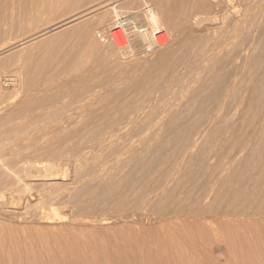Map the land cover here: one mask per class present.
<instances>
[{
    "label": "rangeland",
    "instance_id": "rangeland-1",
    "mask_svg": "<svg viewBox=\"0 0 264 264\" xmlns=\"http://www.w3.org/2000/svg\"><path fill=\"white\" fill-rule=\"evenodd\" d=\"M237 1L240 22L218 15L195 36L207 0H0V192L19 207L0 226L20 234L37 264H264V0ZM146 3L176 21L173 33L164 20L167 47L123 55L97 37ZM190 44L214 46L202 68L153 64ZM138 104L150 105L145 121L117 117ZM112 132L115 145L99 147ZM126 151L131 164L92 179ZM32 158L58 164L61 184L21 188L20 162ZM42 208L56 217L38 218Z\"/></svg>",
    "mask_w": 264,
    "mask_h": 264
},
{
    "label": "bare ground",
    "instance_id": "bare-ground-1",
    "mask_svg": "<svg viewBox=\"0 0 264 264\" xmlns=\"http://www.w3.org/2000/svg\"><path fill=\"white\" fill-rule=\"evenodd\" d=\"M208 3H209V6L211 8V11L210 13H206L208 16L206 15H196L193 17V22L194 23H200L198 24L197 26H190L191 28V32L192 34H195L196 35H199L200 32H202V28H208V29H213L214 27H217L215 25H218L216 23V20L217 19V16L218 15H223L224 17H228V16H232L231 19L233 22H240L242 20L241 16L238 15L236 13V10H235V7H236V2H238L237 0H207ZM149 4V3H148ZM151 5V4H150ZM114 6V5H112ZM144 6V5H143ZM142 6V7H143ZM152 6V5H151ZM244 6V5H243ZM142 7H140L139 9H141ZM153 7V6H152ZM238 8V7H237ZM236 8V9H237ZM92 9V8H91ZM139 9H135L133 10L132 12L128 13V14H132V19L130 20V22L128 23V31L131 35V45L128 46V47H124L123 48V45L126 43L125 39L119 37V36H116L117 37V45L113 42V44H115V46L117 47V49L121 52V54L123 55H129L130 53L129 52H133V53H141L143 51H150V50H153V49H164L165 47H167L169 44H170V40L167 36V32L165 30V25H164V20L167 21L165 23H167L168 27L170 28L169 30L170 31H174L176 32L179 28L177 27L176 25V21L173 22L172 19L171 20V17L170 19L168 18L169 16H166L165 13H163L162 15L159 14V12L153 7V11L152 13L150 14V16H141L140 13L138 10ZM248 10V9H247ZM169 11V10H168ZM129 12V11H128ZM120 13V12H119ZM241 13V11H240ZM138 14V15H137ZM127 15V14H126ZM137 15V16H136ZM242 15V14H241ZM163 16V17H162ZM164 18V19H163ZM220 19V18H219ZM225 19V18H224ZM245 19V18H244ZM69 21L67 22H64L62 23L60 26L62 25H65L66 23H68ZM113 22V21H112ZM192 22V24H193ZM222 22V20H221ZM244 22V21H242ZM226 24V23H224ZM233 24V23H232ZM221 25V23H220ZM236 25V24H235ZM179 26V25H178ZM181 26V25H180ZM179 26V27H180ZM230 26V24H229ZM227 26V28L229 27ZM220 27V26H219ZM223 27V25H222ZM253 27V26H252ZM184 27H182L181 29H183ZM188 28L187 30H189V26L186 27ZM157 29H163V33L159 35V45H157L154 40H153V37H152V32L153 30H157ZM217 29V28H216ZM238 29V28H237ZM224 30V29H223ZM233 30V29H232ZM185 30H183L184 32ZM206 31V30H205ZM212 31V30H211ZM226 31V29H225ZM190 32V30H189ZM191 32L189 35H191ZM209 32V31H208ZM213 32V31H212ZM227 32V31H226ZM187 34L184 36H187L188 35V32H186ZM204 33V31H203ZM207 33V32H206ZM210 33V32H209ZM208 33V34H209ZM229 34V33H228ZM227 34V35H228ZM117 35V34H116ZM206 35V34H205ZM230 35V34H229ZM228 35V36H229ZM201 36V35H200ZM203 36V35H202ZM207 36V35H206ZM216 36V35H215ZM189 37V36H188ZM224 37V36H223ZM187 38V37H186ZM184 40H182L181 44L182 45H185V41L186 39L183 38ZM215 39V38H214ZM226 39V38H225ZM196 40V39H195ZM222 40V39H221ZM220 40V41H221ZM231 40V39H230ZM197 41V40H196ZM195 43V42H193ZM187 44V43H186ZM182 45H180V47H182ZM195 45V44H194ZM194 45L190 44L186 47L185 51H184V55L182 57L178 56L179 54V47L177 49H174L172 51H169V52H163L161 54H159V56L153 61V64L155 65H160V66H165V65H170L172 63H174V61L177 60V66H178V71L180 72V74L184 75V74H188L189 72H191L193 69H200L202 68L205 64H207L208 62V59L210 58V55L212 54V48L214 47H211L210 49L206 50V51H202V50H195V47ZM216 49V47H215ZM233 49V48H231ZM183 52V51H182ZM215 52V51H214ZM129 53V54H128ZM149 53V52H148ZM209 56V57H208ZM241 56V55H240ZM214 57V56H212ZM211 57V58H212ZM236 57V56H235ZM211 60V59H209ZM246 60V59H245ZM248 64V63H247ZM176 66V67H177ZM169 67V66H168ZM173 67V66H172ZM211 67V66H210ZM161 68V67H160ZM165 68V67H164ZM192 69V70H191ZM204 69V68H203ZM159 70V68H158ZM191 70V71H190ZM200 71V70H199ZM158 72V71H157ZM202 72V71H201ZM219 73V72H218ZM178 74V73H177ZM179 74V75H180ZM181 75V76H182ZM176 76V75H175ZM172 77V76H171ZM238 77V76H237ZM182 79L180 76H178V80ZM190 81V80H189ZM196 81V80H195ZM177 82V81H176ZM208 82V81H207ZM211 82V81H210ZM193 83V82H192ZM229 83V82H228ZM163 84V83H162ZM177 84V83H176ZM179 84V82H178ZM233 83H230L227 85V88L225 89L224 91V94H220L222 97H221V105L225 104L228 100L226 98L229 97V94H228V90L230 89L231 85ZM243 84V83H242ZM171 85V84H170ZM172 86V85H171ZM207 87V86H206ZM258 89V88H257ZM162 91V90H161ZM145 94V93H144ZM190 94V93H189ZM228 96V97H227ZM157 98V97H155ZM149 99V98H148ZM157 100V99H156ZM155 100V101H156ZM197 100V99H196ZM210 100V99H209ZM255 100V99H254ZM125 103V102H123ZM122 103V104H123ZM137 104V103H135ZM146 104V103H145ZM149 104V103H148ZM147 105H136L134 106L133 105V108H130L128 106V108H130V110L126 109V110H123L121 112H118L120 111L119 108H118V113H117V117H119V119L121 118V120H124L125 122H127L128 124H130L131 122L133 123L134 121H138L141 119H144V121L146 120L145 118H147L149 116V112H148V106ZM258 104V102H257ZM121 106V104H119ZM118 105V107H119ZM129 105V104H128ZM253 107V106H252ZM171 108V107H170ZM115 109V108H114ZM121 109V108H120ZM165 111V110H164ZM167 111V110H166ZM169 111V110H168ZM151 112V111H150ZM177 112V111H176ZM240 113V112H239ZM94 114V113H93ZM113 114V113H112ZM151 114V113H150ZM116 115V114H115ZM175 115V114H174ZM174 115H170L168 112L164 113L163 114L161 113L160 117L161 118H165V117H168V116H174ZM216 115V113H215ZM113 117V116H112ZM152 117V116H151ZM156 117V116H155ZM104 119V118H103ZM118 119V118H117ZM171 119V118H170ZM175 119V118H174ZM155 120V119H154ZM113 121V120H112ZM143 121V120H142ZM175 121V120H174ZM130 122V123H129ZM188 122V121H187ZM142 123V122H141ZM157 123V122H156ZM206 123V122H205ZM222 123V122H221ZM161 125V124H160ZM168 125V124H167ZM227 125V124H226ZM127 126V125H126ZM202 126V125H201ZM103 127V126H102ZM107 127V126H106ZM183 127V126H182ZM84 128V127H83ZM164 129V128H163ZM84 130V129H82ZM97 130V128H96ZM141 130V129H140ZM86 131V130H85ZM113 131V130H112ZM121 131V130H119ZM126 131V130H125ZM138 131V130H137ZM145 131V130H144ZM81 132V131H80ZM96 132V131H95ZM98 132V131H97ZM117 132V131H116ZM203 132V131H202ZM123 133V132H122ZM187 133V132H186ZM215 133V132H214ZM227 133V132H226ZM84 134V133H83ZM97 134V133H96ZM183 134V133H181ZM198 134V133H197ZM241 134V133H239ZM105 135V134H104ZM121 135V134H120ZM144 135V134H143ZM184 135V134H183ZM199 135V134H198ZM78 138H79V135H77ZM76 136V137H77ZM82 136V135H81ZM100 136V134H99ZM99 136L97 137L98 139L102 138ZM118 136L117 133H110L108 134L105 138L103 137V140L100 142V144L98 145L99 147L101 148H107V147H112V144H114V141L116 139V137ZM259 136V135H258ZM50 137V136H49ZM73 137V135H72ZM71 138V137H70ZM74 138V137H73ZM71 138V139H73ZM180 138V137H179ZM34 139V138H33ZM69 139V137H68ZM74 139H77V138H74ZM118 139V138H117ZM181 139V138H180ZM67 140V139H66ZM65 140V141H66ZM70 141V140H69ZM191 141V140H190ZM227 141V140H226ZM229 141V140H228ZM258 141V140H257ZM67 142V141H66ZM64 142V143H66ZM117 143V142H116ZM131 143V142H130ZM141 143V142H140ZM188 143V142H187ZM128 144V143H127ZM126 144V145H127ZM176 144V143H175ZM17 145V144H16ZM115 145V144H114ZM124 145V144H123ZM121 145V146H123ZM130 145V144H129ZM133 146V145H132ZM131 146V147H132ZM114 147V146H113ZM117 147V146H116ZM126 147V146H124ZM182 147V146H181ZM186 147V146H185ZM221 147V146H220ZM136 148V147H135ZM148 148V147H147ZM224 148V147H223ZM82 149V148H81ZM90 149V148H89ZM121 149V148H120ZM57 150V149H56ZM59 150V149H58ZM65 150V149H64ZM86 150V149H85ZM88 150V149H87ZM124 148L121 150L123 151ZM19 151V150H18ZM84 151V150H83ZM90 151V150H89ZM185 151V150H184ZM75 152V151H74ZM93 152V151H92ZM148 152V151H147ZM88 153H91L88 152ZM87 153V154H88ZM118 154L116 155V164H114L112 167L111 166H101L102 168L99 167V170L98 172L96 171L95 175L93 176L92 179L96 180V179H100L102 178L109 170H111L112 168L115 167V165H127V164H131L129 162L132 161L133 157L132 155L129 153V151H126L124 153H120V152H117ZM3 154V153H2ZM132 154H135L132 153ZM254 154V153H253ZM90 155V154H89ZM88 155V157H89ZM230 155V154H229ZM46 156V155H45ZM54 156V154H53ZM86 156V154H85ZM84 156V157H85ZM70 157V156H69ZM49 158V157H48ZM83 158V156H82ZM28 159V158H26ZM47 159V158H46ZM60 159V157H59ZM73 161H74V158H72ZM84 159V158H83ZM58 160V159H57ZM78 162L80 161L79 159H77ZM250 160V159H249ZM49 161V160H47ZM46 161V162H47ZM53 161V160H52ZM64 161V159H63ZM71 161V160H70ZM5 162L3 160V158H1L0 156V167H5ZM50 162V161H49ZM45 163V164H38L37 161L33 158L32 160H26V161H21L20 162V165L23 169V175L20 174V175H17V176H23V177H17L16 181L18 182L17 184H19L21 186V188L25 185H28V183H31V182H40L41 184H48V185H59L61 184V180L57 177V175L59 176L58 172H57V167H58V164H57V167H55V163L52 164L51 163ZM67 162V161H66ZM72 162V161H71ZM101 162V161H100ZM41 163V162H40ZM43 163V162H42ZM70 163V162H68ZM77 163V162H75ZM113 163V162H112ZM126 163V164H124ZM18 164V163H17ZM73 164V163H72ZM80 164V163H78ZM11 165V164H10ZM19 165V164H18ZM66 165V164H65ZM69 165V164H68ZM67 165V166H68ZM77 165V164H76ZM162 165V164H161ZM177 165V164H176ZM215 165V164H214ZM78 166V165H77ZM121 166V167H122ZM132 166V165H130ZM227 166V165H226ZM127 168V166H125ZM129 167V166H128ZM133 167V166H132ZM131 167V168H132ZM8 168V167H7ZM117 168V167H115ZM120 168V166H119ZM124 167L120 168L123 170ZM126 168H124L126 170ZM59 169H62V168H59ZM58 169V171H59ZM66 169V168H65ZM118 169V168H117ZM69 170V169H68ZM67 170V171H68ZM124 170V171H125ZM36 171H44L46 172V174H42V175H32L35 174L34 172ZM62 171V170H61ZM123 171V173H124ZM126 171H130V169L126 170ZM132 171V169H131ZM12 172V171H11ZM74 172V171H73ZM119 172V171H118ZM43 173V172H42ZM122 173V174H123ZM133 173V171H132ZM155 173V172H154ZM171 173V172H170ZM208 173V172H207ZM216 173V172H215ZM4 174V173H3ZM14 174V173H13ZM68 174V173H67ZM73 174V173H72ZM125 174H128L125 172ZM124 174V175H125ZM61 175V174H60ZM107 175V174H106ZM111 175V174H110ZM2 176V175H1ZM0 176V177H1ZM12 176V174H11ZM16 176V175H15ZM67 176V175H66ZM127 176V175H126ZM129 176H130V173H129ZM165 176V175H164ZM38 177H41L40 179ZM69 177V176H68ZM79 177V176H78ZM78 179V178H76ZM105 179V178H104ZM173 179V178H172ZM252 179V178H251ZM11 180V179H10ZM81 180V179H80ZM80 180H75L74 177L71 178L70 180V184H72L74 187L75 185H77V183L80 182ZM101 181V180H100ZM105 181V180H103ZM107 181V180H106ZM146 181V180H145ZM253 181V180H252ZM108 182V181H107ZM15 183V182H13ZM65 183V182H64ZM63 183V184H64ZM23 186H22V185ZM32 184V183H31ZM68 184V183H66ZM65 184V185H66ZM119 184V183H118ZM223 184V183H222ZM30 185V184H29ZM28 185V186H29ZM146 185V184H145ZM226 185V184H225ZM47 186V185H46ZM68 186V185H67ZM125 186V185H124ZM18 187V186H17ZM63 187V186H62ZM65 187V186H64ZM94 187V186H93ZM20 188V187H19ZM17 188V189H19ZM24 188V187H23ZM26 188V187H25ZM30 188V186L28 187ZM76 188V187H75ZM129 188V187H128ZM0 189L5 191L7 189V184L2 182V180H0ZM5 189V190H4ZM10 191L9 193L10 194H14V197L16 195L17 198H21L23 200V196H21L18 191L16 192L14 190V187L12 188H9ZM16 189V187H15ZM90 189V188H89ZM202 189V188H201ZM69 190V189H68ZM91 190V189H90ZM23 191V190H22ZM27 191V190H26ZM54 191V190H52ZM107 191V190H106ZM127 191V190H126ZM30 192V191H29ZM92 192V191H91ZM95 192V190H94ZM131 192V191H130ZM27 193V192H26ZM238 193V192H237ZM29 194H27L28 196ZM31 195V194H30ZM131 195V194H130ZM32 196V195H31ZM6 197V193L5 192H0V215L4 212H7V211H11V212H14L16 213L17 211H19V207L15 206L14 204L12 205H9V203H13V201L9 200V199H5ZM130 197L129 195L127 196V198ZM27 199V198H26ZM53 199V198H52ZM140 199V198H139ZM141 201V200H140ZM198 206V205H197ZM44 208H42L39 212H38V218H41L42 220H51L53 219L54 217H56L57 213L55 211V209H53V213H54V216H49L47 215L46 213L44 214L42 211H43ZM128 213V212H127ZM126 213V216H129L128 214ZM130 213V212H129ZM13 214V213H12ZM5 215V213H4ZM20 215V214H19ZM115 216V214H114ZM136 216V215H135ZM90 217V216H89ZM95 217V216H94ZM93 218V217H92ZM88 219V218H87ZM90 219V218H89ZM95 219V218H94ZM97 219V218H96ZM107 219V218H106ZM63 220V219H61ZM93 220V219H92ZM17 231V230H16ZM19 232V231H18ZM23 241L21 240V236L20 234L18 235V233H14L12 232H9L8 230L6 231L5 229H3L1 226H0V264H37V254H36V257L33 256L32 253H27L25 254L24 253V249L22 248L23 246ZM24 247V246H23ZM27 247V246H26ZM82 247V246H80ZM80 247H78L80 249ZM72 248V247H71ZM24 251H23V250ZM69 248H67V251H70V249L68 250ZM31 250V249H30ZM74 250V249H73ZM66 251V250H65ZM79 250H77L76 252H78ZM81 251V250H80ZM82 252V251H81ZM69 253V252H68ZM67 253V254H68ZM74 253V252H73ZM82 254V253H81ZM80 254V255H81ZM65 255V254H64ZM79 255V254H78ZM73 256V255H72ZM72 256L70 255V257L72 258ZM77 256V255H76ZM78 257V256H77ZM81 258V256H79ZM74 258V257H73ZM72 258V259H73ZM53 259H51L50 261H52ZM58 261V260H57ZM56 261V262H57ZM74 261V260H73ZM72 261V262H73ZM71 262V263H72ZM79 262V261H78ZM76 262V263H78ZM41 263V262H40ZM58 263V262H57ZM70 263V261H69ZM70 263V264H71ZM75 263V262H74ZM75 263V264H76ZM47 264V263H46ZM51 264V263H49ZM54 264V262L52 263ZM56 264V263H55ZM68 264V263H67ZM88 264V262H87Z\"/></svg>",
    "mask_w": 264,
    "mask_h": 264
},
{
    "label": "built area",
    "instance_id": "built-area-1",
    "mask_svg": "<svg viewBox=\"0 0 264 264\" xmlns=\"http://www.w3.org/2000/svg\"><path fill=\"white\" fill-rule=\"evenodd\" d=\"M141 16H150L153 11V7L150 4H144V6L138 10ZM137 14V15H138ZM136 15V16H137ZM132 14H124L119 15L114 19V21L110 25H106L97 30V37L106 43L113 42L117 45V37L119 36L125 39L126 43L123 45L124 47H128L131 45V35L128 31V23L132 19ZM164 31L163 29L153 30L152 37L154 42L159 45V35L162 34ZM117 34V35H116ZM118 46V45H117Z\"/></svg>",
    "mask_w": 264,
    "mask_h": 264
}]
</instances>
